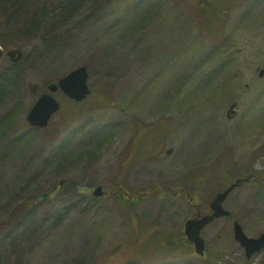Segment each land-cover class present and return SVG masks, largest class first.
Here are the masks:
<instances>
[{"label": "rangeland", "instance_id": "374dc122", "mask_svg": "<svg viewBox=\"0 0 264 264\" xmlns=\"http://www.w3.org/2000/svg\"><path fill=\"white\" fill-rule=\"evenodd\" d=\"M198 3L0 0V221L30 207L0 228V264H264L232 233L233 219L264 232L261 177L203 229L205 256L185 239L160 252L155 233L176 239L217 191L264 173V0H213L208 22ZM80 65L92 93L56 92L62 110L29 126L30 86Z\"/></svg>", "mask_w": 264, "mask_h": 264}, {"label": "water", "instance_id": "95a60500", "mask_svg": "<svg viewBox=\"0 0 264 264\" xmlns=\"http://www.w3.org/2000/svg\"><path fill=\"white\" fill-rule=\"evenodd\" d=\"M1 54V50H0ZM87 70L84 66H80L72 71H70L65 76L61 77L56 83H49L47 88L49 91L53 92L58 87L69 97L81 100L89 93L90 89L87 85ZM60 104L57 99H55L50 93H42L38 99L34 102L30 108L26 119L31 125L45 126L51 117V115L58 110ZM237 182L230 184L222 192L215 195L210 206L212 212L205 214L201 217L190 218L185 222L184 233L187 238L193 241L195 245V251L199 254L203 253L204 242L200 236V229L209 221L217 216L227 215L229 212L222 206V202L231 189L237 185ZM95 195L102 194L100 186L93 190ZM234 237L244 246L247 256L251 253L257 251L264 247V232L258 237H247L242 231L241 226L235 222L234 223Z\"/></svg>", "mask_w": 264, "mask_h": 264}, {"label": "trees", "instance_id": "16d2710c", "mask_svg": "<svg viewBox=\"0 0 264 264\" xmlns=\"http://www.w3.org/2000/svg\"><path fill=\"white\" fill-rule=\"evenodd\" d=\"M205 2V1H203ZM206 3V2H205ZM200 6L198 7V9L200 10L201 14H206V10L208 9V4H199ZM6 87L8 88V86L6 85ZM2 89V88H0ZM7 89L5 88L1 93H7ZM9 120V118L7 119V121ZM0 127H4V125L0 126ZM122 178H119V180H121ZM165 195V193L161 194V197H163ZM132 195L128 194H124L123 192L119 191L114 195L115 200H120L122 201V203L126 204V207L128 209H134L136 203H137V198H131ZM118 201V203L120 202ZM121 203V202H120ZM29 204H27L26 202H22V203H18L16 204L13 208L10 209V211H8L6 218L2 221H0V228H3L5 226H11L12 224H14L17 220L21 219L24 217V215L26 214V212L29 209ZM156 234H160L163 237H161V239H158V241L164 240V243H166L167 245L171 244V243H175L174 240H178L181 239V233H177L176 234V239H172L171 236L167 235V234H163L161 231L156 230L155 232ZM154 233V234H155ZM173 241V242H172ZM171 242V243H170ZM157 246V244H156Z\"/></svg>", "mask_w": 264, "mask_h": 264}]
</instances>
